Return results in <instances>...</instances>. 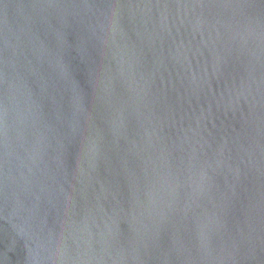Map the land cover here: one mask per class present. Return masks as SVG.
<instances>
[{"label": "water", "instance_id": "water-1", "mask_svg": "<svg viewBox=\"0 0 264 264\" xmlns=\"http://www.w3.org/2000/svg\"><path fill=\"white\" fill-rule=\"evenodd\" d=\"M0 264H264V0H0Z\"/></svg>", "mask_w": 264, "mask_h": 264}]
</instances>
